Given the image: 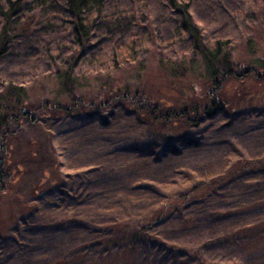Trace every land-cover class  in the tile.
Listing matches in <instances>:
<instances>
[{
    "label": "rangeland",
    "instance_id": "1",
    "mask_svg": "<svg viewBox=\"0 0 264 264\" xmlns=\"http://www.w3.org/2000/svg\"><path fill=\"white\" fill-rule=\"evenodd\" d=\"M181 1L205 46L219 42L241 73H264V0ZM105 11L115 23L96 29L76 74L86 102L93 100L91 89L112 80L110 88L129 87L142 104L161 110L180 108L182 92L190 100L213 96L222 107L211 119L203 115L197 127L180 120L152 125L120 97L104 110L72 107L53 96L54 66L44 51L48 46L55 53L60 37L12 40L0 59V91L9 83L26 85L32 100L54 97L70 112L23 123L7 152L0 145V168L4 160L2 170L12 180L0 191V264H147L148 256L152 264H165L169 255L157 258L143 243L126 250L110 244L108 229L148 216L236 160L264 157V79L254 82L252 72L241 87L226 81L222 91L211 93L193 39L164 0H109ZM130 43L136 60L120 64L118 48ZM219 203L229 208L226 215L193 225L192 213L172 214L155 236L189 250L223 234L202 250L208 263L264 264V171L232 180L224 199L191 211L214 212Z\"/></svg>",
    "mask_w": 264,
    "mask_h": 264
},
{
    "label": "trees",
    "instance_id": "2",
    "mask_svg": "<svg viewBox=\"0 0 264 264\" xmlns=\"http://www.w3.org/2000/svg\"><path fill=\"white\" fill-rule=\"evenodd\" d=\"M181 22V30L189 34L193 39L194 48L200 53V63L204 68V78L209 85L211 93L222 91V83L232 81L239 87L244 84L247 76L254 72L253 81L261 82L264 79V73L257 74L255 70H237L239 65L233 62L230 53L222 49L220 43L205 46V42L200 40L197 29L194 27L189 15V6L181 0H164ZM109 0H0V59L4 57L12 40L19 38L32 39L37 37L59 36L61 43L57 46L56 52L52 53L49 47L44 48L45 55L52 61L54 69L51 72L50 79L55 86L53 96L65 98L72 107L81 106L82 109L92 110L106 109L111 101L120 97L122 100H130L129 103L135 105L139 114L144 113L149 123L152 125L160 123L165 125L173 124L176 120L182 121L184 125L197 127L201 119H211L212 113L215 114V107L222 105L218 98L210 96L204 101L197 98L190 100L185 92L180 93L182 106L178 109L166 108L161 110L152 103L142 104L144 102L139 92H130L129 87L116 86L110 88L106 80L105 84L96 86L92 90V99L82 98L83 94L79 92L84 86L79 84L76 76L80 62L87 56L89 43L93 39L96 29L105 24H114V14L107 15L105 8ZM36 16H39L36 19ZM118 57L120 64H132L136 60L134 43L122 44L118 48ZM233 62V63H232ZM177 70V69H176ZM174 71V69H173ZM178 72V71H177ZM240 72V73H238ZM181 74V72H180ZM107 83V84H106ZM194 88V87H192ZM30 91L26 85H14L9 83L0 91V145L1 152L8 151L7 142L10 137L20 130L23 123L34 125L42 119H48L53 114L66 115L70 109L62 103L54 101V97L47 99L32 100L29 96ZM94 91V92H93ZM211 95V94H210ZM212 100V101H211ZM147 101V100H146ZM222 107V106H221ZM143 115V114H142ZM193 118L190 119L189 116ZM204 115L205 118H201ZM206 115V116H205ZM166 130V129H165ZM4 160L1 161L0 168V191L6 190L11 184L10 175L6 174ZM264 171V157L255 160H236L229 165L216 178L200 181L189 188L176 193V195L167 202L153 208L148 216L138 219L122 221L118 226L108 229L107 242L110 244L118 242V246L129 247L131 243L138 245L143 243L147 247H153L156 250L155 256L169 255L165 264H175L176 261H183L182 264H210L202 254V250L223 239V234L217 239L207 238L204 244L187 250H178L171 247L155 236L154 229L160 226L163 221L172 214L178 217L184 213H192L189 222L203 223L208 222L213 216H224L229 208H223L219 203L220 210L214 212H203L195 214L192 209H197L207 205L211 200L225 197V191L232 180L239 179L241 176ZM191 211V212H189ZM227 211V212H226ZM123 224V227L119 225ZM162 257V256H160ZM158 258V257H157ZM147 264H152L153 259L146 257ZM123 264H128L127 262Z\"/></svg>",
    "mask_w": 264,
    "mask_h": 264
}]
</instances>
